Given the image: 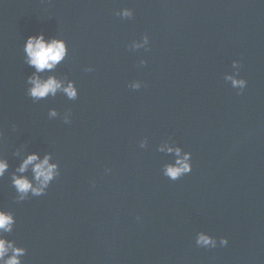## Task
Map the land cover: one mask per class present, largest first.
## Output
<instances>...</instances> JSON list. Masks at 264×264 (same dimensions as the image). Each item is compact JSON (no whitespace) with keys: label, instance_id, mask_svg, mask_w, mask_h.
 I'll list each match as a JSON object with an SVG mask.
<instances>
[{"label":"water","instance_id":"water-1","mask_svg":"<svg viewBox=\"0 0 264 264\" xmlns=\"http://www.w3.org/2000/svg\"><path fill=\"white\" fill-rule=\"evenodd\" d=\"M41 32L69 53L40 75L75 81L77 99L27 94L23 48ZM0 131L24 264H264V0H0ZM165 141L191 173L163 175ZM31 152L60 175L17 203L10 174ZM200 231L229 243L199 247Z\"/></svg>","mask_w":264,"mask_h":264},{"label":"clouds","instance_id":"clouds-1","mask_svg":"<svg viewBox=\"0 0 264 264\" xmlns=\"http://www.w3.org/2000/svg\"><path fill=\"white\" fill-rule=\"evenodd\" d=\"M117 15L130 18L134 12L130 8H124L117 12ZM150 43L147 34L143 36V43H135V48L148 46ZM147 48V47H146ZM25 63L35 69V72L27 77V94L34 100H41L49 95L55 96L57 92H63L69 99H77L79 89L75 81H68L58 78L55 75L42 77L40 73L53 72L54 69L68 57L69 48L65 39L52 37L46 39L43 32L28 36L24 44ZM146 60H141L140 64H146ZM233 67L237 69L234 75L227 76L232 86L241 92L247 87L248 81L239 76L240 61L234 60ZM86 71H93L91 67ZM134 89L142 87L141 82L129 85ZM56 109H51L49 118L58 116ZM66 124H70V119H65ZM0 138L3 132L0 131ZM148 141L145 138L140 141V147L146 148ZM159 151L167 154H174V160L163 165V175L175 181L182 176L189 174L193 170L192 153L185 151L181 146L165 141L160 144ZM10 163L0 157V179L9 173ZM31 171V176L26 173ZM110 171V170H109ZM60 175V165L52 162L51 153L45 154L42 158L39 153L31 152L22 158L15 171L10 174L11 184L15 188L17 196L16 202H22L30 196H42L46 194L51 183ZM139 219V217H138ZM16 225V218L13 212L0 208V264H24L22 257L27 254L25 247L18 246L15 240L8 239L6 234L13 233ZM195 243L203 248H216L218 245L226 246L229 241L226 237L217 240L216 237L205 231H200L196 235Z\"/></svg>","mask_w":264,"mask_h":264}]
</instances>
